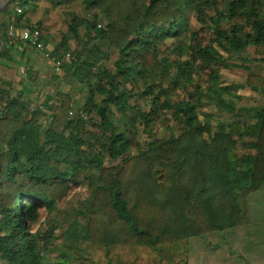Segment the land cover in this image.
Instances as JSON below:
<instances>
[{
  "label": "trees",
  "instance_id": "trees-1",
  "mask_svg": "<svg viewBox=\"0 0 264 264\" xmlns=\"http://www.w3.org/2000/svg\"><path fill=\"white\" fill-rule=\"evenodd\" d=\"M41 4L62 29L32 21ZM11 26L39 30L62 75L41 79ZM0 41V66L24 68L0 75V261L188 264L192 238L246 225L264 191V0H11Z\"/></svg>",
  "mask_w": 264,
  "mask_h": 264
},
{
  "label": "rangeland",
  "instance_id": "rangeland-1",
  "mask_svg": "<svg viewBox=\"0 0 264 264\" xmlns=\"http://www.w3.org/2000/svg\"><path fill=\"white\" fill-rule=\"evenodd\" d=\"M11 0H0V6L4 3L5 6ZM45 4H41L38 13L32 16L33 22H42L43 30L45 31H58L64 27L63 19L60 16L59 11H44ZM5 8V7H4ZM191 24L195 25L194 20H191ZM56 38V36H55ZM55 40V39H54ZM1 42V41H0ZM10 43H5L1 47V51H10L8 49ZM50 45V48H52ZM242 57V56H241ZM251 55L249 58H252ZM246 59L244 56L242 57ZM113 59L108 63L109 67H112ZM5 67L0 66V75L6 81H12L16 86L21 80V76L24 75V68L20 65H13L8 62H3ZM235 64L242 66H250L251 63L248 61L240 62L236 61ZM29 65L34 70L40 73L41 79H44L51 70L46 67L42 59L35 54L31 56ZM62 75V74H61ZM226 79L239 83L245 77V71L242 68H231L226 71ZM76 93V96L80 99L81 94ZM34 95V94H33ZM240 107L247 112H251L256 105L260 104V99L251 98L248 94H242L240 101ZM144 110L147 108L143 105ZM205 112H209L211 118L219 121L227 120V116L218 113L213 107H210ZM211 119V121H214ZM158 135H166L164 128H158ZM250 138L246 137L245 140ZM89 194L88 192L80 187L73 189L68 196V204L70 203L74 209L82 210L87 207ZM66 204V203H65ZM66 205L59 203L58 207L62 208ZM247 223L246 225L240 226L236 229L239 230L240 234L238 237H234L240 240L238 245L230 243L231 234L237 232L228 230L225 232H211L203 236L195 237L190 240L189 244V264H264V191L259 189L251 194L247 199ZM45 217V211H40L39 222L43 221ZM248 239V241H247ZM229 243V244H228ZM231 245V246H230ZM238 246V247H236ZM215 247L216 250H213ZM236 247V254L230 255L231 248ZM0 264H6L0 261Z\"/></svg>",
  "mask_w": 264,
  "mask_h": 264
},
{
  "label": "built area",
  "instance_id": "built-area-1",
  "mask_svg": "<svg viewBox=\"0 0 264 264\" xmlns=\"http://www.w3.org/2000/svg\"><path fill=\"white\" fill-rule=\"evenodd\" d=\"M7 37L11 40L20 41L33 47L46 60L48 68L51 71L57 74H62L61 66L63 61L52 55L51 49L45 47L43 41L41 40V34L39 30H19L11 26L8 30ZM64 59H68V54L65 55ZM34 98H39V94L34 93L32 97L33 103L29 106V110L32 112L35 110L44 112L45 108L43 105H41L38 101L34 102Z\"/></svg>",
  "mask_w": 264,
  "mask_h": 264
},
{
  "label": "crops",
  "instance_id": "crops-1",
  "mask_svg": "<svg viewBox=\"0 0 264 264\" xmlns=\"http://www.w3.org/2000/svg\"><path fill=\"white\" fill-rule=\"evenodd\" d=\"M34 55V54H33ZM36 56H38L37 54H35ZM41 55V54H40ZM39 57V56H38ZM40 58L42 59L43 63L46 65V67L48 68V65L46 63V60L42 57V55L40 56ZM234 230V229H233ZM237 232H235V234H231V237H230V243L234 244V245H238V243L240 242V240L243 241V238H240V240H237L235 239L234 237H238V235L240 234L239 230L238 229H235ZM234 230V231H235ZM248 241V239H247ZM190 244V243H189ZM229 244V243H228ZM231 246V245H230ZM238 247V246H236ZM236 247H234L233 249L231 248V251H230V255L232 257V254H236L237 252L236 251ZM214 249L213 250H216L215 247H213ZM235 250V251H234ZM188 264H189V253H188Z\"/></svg>",
  "mask_w": 264,
  "mask_h": 264
},
{
  "label": "water",
  "instance_id": "water-1",
  "mask_svg": "<svg viewBox=\"0 0 264 264\" xmlns=\"http://www.w3.org/2000/svg\"><path fill=\"white\" fill-rule=\"evenodd\" d=\"M5 4H6V3H4V4H2V5L0 6V11H1L2 9H4Z\"/></svg>",
  "mask_w": 264,
  "mask_h": 264
}]
</instances>
